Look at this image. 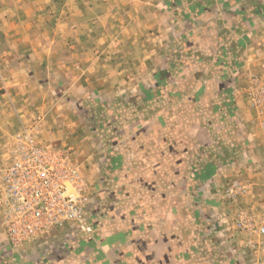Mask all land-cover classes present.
Masks as SVG:
<instances>
[{
    "label": "crops",
    "instance_id": "1",
    "mask_svg": "<svg viewBox=\"0 0 264 264\" xmlns=\"http://www.w3.org/2000/svg\"><path fill=\"white\" fill-rule=\"evenodd\" d=\"M199 1L202 2L195 0L193 3ZM204 1L216 3L219 14L210 8L189 12L188 51L193 61L200 60L197 53L210 52L213 61L211 64L203 61L202 67L214 70L208 80H203L206 84L204 92L199 97L196 94L199 102L191 106L189 112H184L183 121L179 106L183 94L179 96V92L172 91L175 103L172 101L170 123L159 110L155 118L150 117V123L147 109L137 113H127L123 109L117 117L115 99L121 91L116 90V84H111L109 78H93L94 84L90 85L93 83L90 77H82L65 68L67 86L58 82L67 90L66 99L85 101L95 97L107 100L109 107L107 104L106 110L98 103L95 107L80 104L87 115L94 116L98 125L120 118L128 122L122 126L129 128L124 131L125 135L140 124V139L135 147L130 137L124 146L101 145L97 140L93 141L95 137L103 140L101 131L97 130L91 137L93 130L81 127L76 107L73 110L69 105L53 103L47 113L43 112L39 137L44 143L71 150L88 185L87 209L96 216L97 231L92 237L74 236L71 230L75 225L68 221L20 249H8L1 234L0 264H201L195 262L197 223L203 219L206 231L209 226L206 222L211 221L212 217H209L213 212L228 211L226 202L211 200L212 193L215 194L229 177L237 175L243 164L241 158H253L251 150H240L239 155L238 151L234 153L233 147H243L244 141L239 142L240 138L248 134L252 145L254 140L257 141L249 127L252 112L244 101L234 100L233 88L242 86L248 74L264 62V0H247L246 3L245 0ZM155 17L159 18L161 14L157 13ZM218 35L220 41L223 35L224 45L218 43ZM207 37L212 39L207 41ZM226 37H234L237 43L231 49L243 54L235 59V70L230 72L227 60L219 58V51L229 49ZM245 55L247 60L242 63L240 60ZM216 62L220 65H213ZM231 72H234L232 79L228 76ZM142 79L146 83L148 77ZM232 80L237 82L236 85H232ZM105 83L110 86L106 90L98 86ZM80 90L88 93L78 92ZM143 93L141 89L139 95L142 98ZM12 94L15 96V91ZM228 97H233L234 102H226ZM203 100H206L205 106L201 107ZM1 106L0 101V153L7 135L16 127L9 111ZM130 106L129 103L128 108ZM31 112L32 109L24 114L19 112V115L22 120H29ZM197 112L204 117L192 121ZM226 113L233 121L225 118ZM165 132L170 136L164 137ZM221 150L235 154V164L226 166ZM231 160L229 158V163ZM213 172L218 175L212 177ZM207 195H210L209 200ZM200 212L207 214L200 219ZM103 223L102 227L100 224Z\"/></svg>",
    "mask_w": 264,
    "mask_h": 264
},
{
    "label": "rangeland",
    "instance_id": "2",
    "mask_svg": "<svg viewBox=\"0 0 264 264\" xmlns=\"http://www.w3.org/2000/svg\"><path fill=\"white\" fill-rule=\"evenodd\" d=\"M193 2L195 0H0V101L1 107L8 110L10 117L15 120L16 126L3 143L0 166L9 158L8 147L11 140L23 129L33 126L35 129L32 130V136L39 145L52 151L64 152L73 164L79 166L74 161L71 150L44 143L39 137L43 114L51 109L53 103L69 105L73 110L77 108L76 114L79 115L81 127L92 129L91 137L97 130L102 133L103 140L95 137L93 141L97 140L101 145L124 146V142L130 137L133 147L137 146L135 143L141 135L140 124L125 135L124 131L129 128L122 126L128 122H123L121 118L98 125L94 116L91 118V115L84 112L83 106L95 107L97 103L106 110L109 107L107 100L95 97L85 101H75L71 97V100L66 99L67 90L58 82L60 80L67 86L64 79L65 68L82 77H90L91 82L93 78H109L111 84H116V90L121 91L115 99L117 117L123 109L127 113L147 109L150 123V117L155 118L156 111L159 110L170 123L172 101L175 103L172 91L176 94L179 92V96L183 94L179 99L183 121L184 112H189L204 92L206 84L203 80H208L214 70L202 67L203 61L209 64L213 61L210 52L197 53L201 57L196 61L189 56L188 14L191 11L202 12L207 8L219 14L214 2ZM227 12L230 13L229 9ZM157 13L161 17L156 18ZM202 22L204 24L205 20ZM211 39L212 37L206 38L207 41ZM223 40L222 35V40L219 38L218 43L223 44ZM226 43L230 45L229 49L219 51V58L227 60L230 72L235 70V59L243 54L231 49L237 43L234 37H226ZM246 60L245 55L240 61L244 63ZM213 65L218 66L220 63ZM258 67L248 74L242 86L233 88L234 100L244 101L252 112L249 127L257 139L252 145L247 138L248 134L243 135L239 140L244 141L243 147H233L234 153L238 151L239 155L240 150H251L254 155L253 158H241L243 164L237 175L229 177L224 186L214 190L215 194L212 193L211 200L216 203L226 202L228 211L213 212L209 217H212L211 221L206 222L210 226L206 231L202 218L207 212L198 214L202 221L197 223L199 226L196 227L194 237L197 263L258 264L260 261V246L264 244V235L247 231L239 224V220L246 218L253 221L254 227H258L264 219V62ZM233 73H228L230 79L234 77ZM143 76L148 77L146 83L142 81ZM231 82L232 85L237 83L233 80ZM93 84L94 82L90 85ZM102 85L98 84L103 90L110 87L107 83ZM141 89L144 92L143 98L139 95ZM12 91H15V96ZM78 92L88 93L86 90ZM197 93L198 97H195ZM230 97L226 102L233 103V97ZM205 101L203 100L201 107L205 106ZM81 102L84 103L83 106ZM31 109V120H22L19 112L24 114ZM228 113L231 115L230 110ZM227 115L226 113L225 118L233 121ZM203 117L197 112L192 116V121ZM168 136L170 135L166 133L164 137ZM233 155L236 156L221 150L226 166L235 164ZM229 158H232L230 163ZM80 171L83 175L81 169ZM232 171L235 173V168L232 167ZM214 175L218 173L213 172L212 177ZM84 180L86 183L85 177ZM87 189L86 183V199L89 194ZM229 190H232L231 195L228 194ZM209 197L207 195L208 200ZM87 212L94 229L90 235L84 236L92 237L97 231V221L89 209ZM100 225L103 227L104 223ZM58 226L60 225L52 228ZM1 234L4 235L8 249H20L28 244H9L0 214ZM71 234L80 236L74 228Z\"/></svg>",
    "mask_w": 264,
    "mask_h": 264
},
{
    "label": "built area",
    "instance_id": "3",
    "mask_svg": "<svg viewBox=\"0 0 264 264\" xmlns=\"http://www.w3.org/2000/svg\"><path fill=\"white\" fill-rule=\"evenodd\" d=\"M34 129L16 134L8 147L9 158L0 166V214L9 244L35 241L68 221L74 223L77 234L90 235L94 225L79 166L64 152L39 145L32 136ZM239 224L264 235V219L258 227L246 218ZM260 251L258 264H264V244Z\"/></svg>",
    "mask_w": 264,
    "mask_h": 264
}]
</instances>
